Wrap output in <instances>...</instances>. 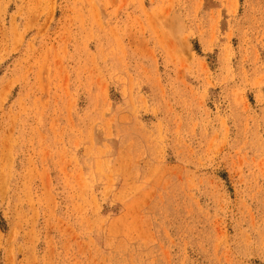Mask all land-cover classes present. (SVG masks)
<instances>
[{
  "label": "rangeland",
  "instance_id": "rangeland-1",
  "mask_svg": "<svg viewBox=\"0 0 264 264\" xmlns=\"http://www.w3.org/2000/svg\"><path fill=\"white\" fill-rule=\"evenodd\" d=\"M0 264H264V0H0Z\"/></svg>",
  "mask_w": 264,
  "mask_h": 264
}]
</instances>
